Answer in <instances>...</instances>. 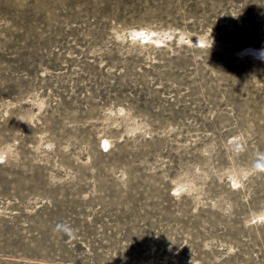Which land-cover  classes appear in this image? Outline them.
<instances>
[{
  "label": "rangeland",
  "instance_id": "obj_1",
  "mask_svg": "<svg viewBox=\"0 0 264 264\" xmlns=\"http://www.w3.org/2000/svg\"><path fill=\"white\" fill-rule=\"evenodd\" d=\"M261 154L264 0H0V264H264Z\"/></svg>",
  "mask_w": 264,
  "mask_h": 264
},
{
  "label": "clouds",
  "instance_id": "obj_2",
  "mask_svg": "<svg viewBox=\"0 0 264 264\" xmlns=\"http://www.w3.org/2000/svg\"><path fill=\"white\" fill-rule=\"evenodd\" d=\"M261 157L264 158V154H261ZM257 168H260V170H264V166L260 165L259 163L257 164ZM175 194V193H174ZM57 231H65L67 232L68 229L66 228H61L60 225L57 226Z\"/></svg>",
  "mask_w": 264,
  "mask_h": 264
},
{
  "label": "bare ground",
  "instance_id": "obj_3",
  "mask_svg": "<svg viewBox=\"0 0 264 264\" xmlns=\"http://www.w3.org/2000/svg\"><path fill=\"white\" fill-rule=\"evenodd\" d=\"M8 223V222H7ZM13 227V226H12ZM43 236V235H42ZM43 240V239H42Z\"/></svg>",
  "mask_w": 264,
  "mask_h": 264
}]
</instances>
